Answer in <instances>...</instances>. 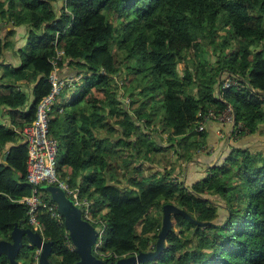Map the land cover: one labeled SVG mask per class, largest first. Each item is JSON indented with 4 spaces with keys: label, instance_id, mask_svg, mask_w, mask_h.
<instances>
[{
    "label": "trees",
    "instance_id": "trees-1",
    "mask_svg": "<svg viewBox=\"0 0 264 264\" xmlns=\"http://www.w3.org/2000/svg\"><path fill=\"white\" fill-rule=\"evenodd\" d=\"M68 8L0 0V56L14 33L8 24L30 27L21 66L4 77L33 84L31 94H0L9 116L0 123V240L30 228L51 242L48 264L81 260L64 223L41 209L40 232L19 202L31 194L20 131L50 92L57 45L61 74L82 75L70 101L50 112L57 171L105 224L101 251L155 252L166 207L162 250L141 264H264V152L233 148L191 186L173 178L206 145L205 127H196L210 110L231 106L247 135L264 134V0H68ZM235 75L239 86L219 94L220 81ZM37 248L23 235L13 260L33 264ZM0 264H12L4 251Z\"/></svg>",
    "mask_w": 264,
    "mask_h": 264
},
{
    "label": "built area",
    "instance_id": "built-area-1",
    "mask_svg": "<svg viewBox=\"0 0 264 264\" xmlns=\"http://www.w3.org/2000/svg\"><path fill=\"white\" fill-rule=\"evenodd\" d=\"M61 5V11L70 14L68 8V0H59ZM61 14V12H60ZM60 32H56V37ZM57 41V39H56ZM55 41V44H56ZM64 56V50L59 49L56 45V54L51 58L50 63L52 70L48 76L51 86L50 92L44 96L37 104L35 118L31 123H28L20 131L23 137V143H26L28 150L27 158V181L31 185V194L22 197L19 202L26 206L27 223L31 227L42 232V227L38 219V214L41 209L46 210L50 217H52L58 223L65 224V217L60 212L58 204L49 196L43 192V185H51L62 190L72 200V204L81 210L82 218L85 222L93 225L98 234L96 243L94 244V252L102 260H119L126 258L127 256L119 255L113 251L103 252L102 247V233L105 224L95 218L91 211V203L86 197L80 196L79 188H72L69 186L67 179L60 177L57 171V152L59 148V141L51 136L49 131L50 112L55 105L57 98L64 90H72L82 77V75H62L59 67V62ZM240 78L238 76H225L222 82L220 81V89H228L232 86H239ZM252 89V88H251ZM253 90V89H252ZM130 99L125 98V103L129 104ZM234 110L231 106L226 109L216 112L214 110L208 111L203 116V124L196 127V131H201L208 121H217L224 125H228L231 130V135L235 138H241L247 135V129L242 122L235 121L234 123ZM211 152L212 148L203 146L198 150V153ZM213 152V151H212ZM191 162V161H190ZM190 162L182 164V172L173 177L175 181H183L184 170L188 167ZM67 229V228H66ZM65 240L67 246L70 249L75 250L70 236V232L67 229L65 233ZM36 256L33 264L40 263V255L42 248L39 247L36 250ZM140 264V263H137Z\"/></svg>",
    "mask_w": 264,
    "mask_h": 264
},
{
    "label": "crops",
    "instance_id": "crops-1",
    "mask_svg": "<svg viewBox=\"0 0 264 264\" xmlns=\"http://www.w3.org/2000/svg\"><path fill=\"white\" fill-rule=\"evenodd\" d=\"M7 27L8 30H12L14 33L7 38V42L9 43L8 48L0 56V94H8L15 88L29 91L31 94V88H29V86H33L32 81H27L24 79L14 81L9 75L4 77V73H9L12 68H19L21 66L22 60L18 51L19 49L25 47L30 27L27 24L17 27H13L12 24H8ZM67 73L70 74L71 70L68 67H65L62 74L66 75ZM30 94L29 97L31 96ZM72 96L73 92L70 90L62 92L57 98L55 105L68 103ZM63 110L64 109L61 108L59 110L60 113H62ZM51 117H54V114H52ZM0 123L6 126L9 125L8 109H6L5 106L0 108ZM205 130L207 132L206 146L211 147L213 152L207 151L200 153L197 156V161L190 162L188 167L184 170L185 175L183 177V181H185L187 186H191L193 183L203 179L207 173L206 168L214 166L218 162L223 161L233 148H242L244 150L255 152L253 149H257L260 144L258 139V136L261 134L260 132L256 134H248L241 138H235L231 135V130L228 125H224L217 121H208L205 125ZM164 136L166 137V135ZM11 143H9L8 146L13 144ZM177 172L180 173L181 171L178 169ZM43 192L51 196V198L56 196L61 201L63 200L64 196V198L71 202L70 197L55 186L45 184L43 185ZM76 211L80 214L81 220L84 221L81 215V210L76 208ZM74 245L75 249L78 250L77 245ZM92 253L93 255L96 254L94 252V246H92ZM96 258H98V256H96Z\"/></svg>",
    "mask_w": 264,
    "mask_h": 264
},
{
    "label": "water",
    "instance_id": "water-1",
    "mask_svg": "<svg viewBox=\"0 0 264 264\" xmlns=\"http://www.w3.org/2000/svg\"><path fill=\"white\" fill-rule=\"evenodd\" d=\"M217 92L220 94L219 85L217 86ZM235 121L236 115H234V123ZM6 158L7 155H4V159ZM52 199L58 204L60 212L65 217V225L70 232L71 240L78 247L77 251L81 258L78 264H101V260H98L92 253V246H94L97 240L96 230L92 226H89L88 223L81 220L80 214L76 211V207L70 201L64 198V196L62 201L56 196H54ZM164 213L165 222L156 243V251L149 254H137L131 257L122 258L115 264H141L142 262L156 258L160 254L162 250L164 234L170 224V214L166 207H164ZM23 235H28L32 244L38 248H42L40 263L48 264L46 257L51 252V242L44 241L40 234L34 232L30 228L23 229L19 226H16L12 232V242L0 240V253L4 251L9 256L12 264H18L13 260V256L20 249V237Z\"/></svg>",
    "mask_w": 264,
    "mask_h": 264
},
{
    "label": "rangeland",
    "instance_id": "rangeland-1",
    "mask_svg": "<svg viewBox=\"0 0 264 264\" xmlns=\"http://www.w3.org/2000/svg\"><path fill=\"white\" fill-rule=\"evenodd\" d=\"M224 79V78H223ZM258 139H259V147L257 148V149H253V151H255V152H264V134L263 133H261L259 136H258ZM197 154H198V152H197ZM200 154V153H199ZM197 156V155H196ZM198 160V158H194L192 161H197ZM181 167H182V164H181ZM181 167H180V169H181ZM72 201V200H71ZM87 223V222H86ZM89 224V223H88ZM89 226H92L93 228H95L93 225H90L89 224ZM98 260H100V258L98 257L97 258ZM101 264H114L113 262H111V260L110 261H105V260H102V258H101Z\"/></svg>",
    "mask_w": 264,
    "mask_h": 264
}]
</instances>
